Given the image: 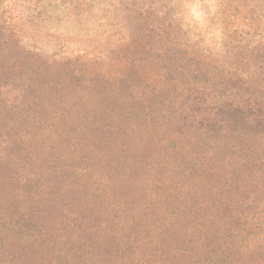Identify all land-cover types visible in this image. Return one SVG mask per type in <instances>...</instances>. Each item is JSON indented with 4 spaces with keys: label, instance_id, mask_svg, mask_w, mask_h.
Wrapping results in <instances>:
<instances>
[{
    "label": "rangeland",
    "instance_id": "1",
    "mask_svg": "<svg viewBox=\"0 0 264 264\" xmlns=\"http://www.w3.org/2000/svg\"><path fill=\"white\" fill-rule=\"evenodd\" d=\"M262 172L264 0H0V192L35 177L49 229L131 243L64 264H191L229 214L245 242Z\"/></svg>",
    "mask_w": 264,
    "mask_h": 264
},
{
    "label": "trees",
    "instance_id": "2",
    "mask_svg": "<svg viewBox=\"0 0 264 264\" xmlns=\"http://www.w3.org/2000/svg\"><path fill=\"white\" fill-rule=\"evenodd\" d=\"M213 122L218 123L215 120ZM203 145L204 141L195 143L193 146L195 153L200 157L207 155L210 159L215 158L216 149L207 153L208 151L202 148ZM91 169L95 176L92 165ZM22 179L21 189L13 186L10 193L4 196L0 192V251L5 250V244L10 239H14L16 244L9 253L15 260L21 261L25 258L23 264H64L67 261L72 263L84 254L107 259L112 254L118 253L122 242L127 246L131 244L128 237H124L123 241L119 242L105 233L104 241H100V237L94 234L84 235L86 231H82L81 228L68 230L63 224L49 229L50 223L42 220L43 211L40 205L43 197L40 196L39 199L40 194L35 193L36 178L16 177V184H20ZM102 179L108 181V174ZM256 180L264 194V172L259 173ZM1 181L3 180H0L3 184ZM252 203H260V201L256 198L251 201ZM155 215L154 219L158 227H164L175 216L173 213L160 215L159 212ZM241 218L238 219L237 214H229L225 220L217 217L207 233L202 231L200 235H195L197 240L192 251H185L186 255L183 258L193 257L195 262L191 264H264V215L256 218V223L262 228V234L254 232L245 242L241 233L232 227L233 221L237 220L240 223ZM242 220L245 225L256 227L252 218L244 216ZM164 234L163 231L161 235L157 234L155 230L149 240L142 242L141 249H136V252H148V255H152L156 252L152 251V247L159 250ZM184 263L186 261H183ZM163 264L182 263L163 261Z\"/></svg>",
    "mask_w": 264,
    "mask_h": 264
}]
</instances>
